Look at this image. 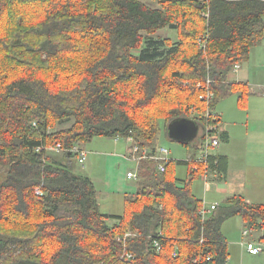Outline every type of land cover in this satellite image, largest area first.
<instances>
[{"label":"trees","instance_id":"trees-1","mask_svg":"<svg viewBox=\"0 0 264 264\" xmlns=\"http://www.w3.org/2000/svg\"><path fill=\"white\" fill-rule=\"evenodd\" d=\"M147 1L159 7L0 0V264H229L222 228L234 217L264 243V205L234 196L202 217L192 190L202 165L173 161L159 173L142 161L121 216L103 214L96 185L74 170L73 148L96 138H132L129 149L154 154L171 122L206 127L207 84L212 111L249 95L229 76L264 40V0ZM164 29L177 41L155 37ZM201 140L182 144L193 158ZM59 144L61 156L47 152ZM176 163L189 179L175 175ZM210 163L224 180L227 159Z\"/></svg>","mask_w":264,"mask_h":264},{"label":"crops","instance_id":"crops-1","mask_svg":"<svg viewBox=\"0 0 264 264\" xmlns=\"http://www.w3.org/2000/svg\"><path fill=\"white\" fill-rule=\"evenodd\" d=\"M257 61L250 58L245 69L241 66L237 74L232 73L229 76L231 82L244 84L249 88L247 98L241 100L240 93L232 95L223 99L214 111L220 123L222 144L213 152V155L227 159V174L224 180L218 179L217 175L208 182L203 181L202 176L200 177L205 184V192L215 197L211 204L218 207L234 196L243 197L248 204L264 205V89H262L264 82L260 84V74L257 75L255 71L256 68L260 69L259 66L256 67ZM82 147L87 152V160L81 171L88 173L85 175L94 182L97 190L98 187L100 188L98 195L101 212L109 216L123 215L120 207L124 204L126 196L136 194L137 187L132 186L130 181L133 182V180H129L123 172L121 176L117 175L115 168L125 169L128 166L129 148L127 155L113 152L112 170L114 172L107 177L108 171H106L105 180H102L97 177L92 167L86 168L91 152L86 149V145ZM90 173L95 175L97 182ZM179 185L183 187L184 183ZM196 197L203 202L201 198ZM116 198L121 200L120 207L112 204ZM108 223L110 226H115L118 222L110 219ZM222 231L224 233V228Z\"/></svg>","mask_w":264,"mask_h":264},{"label":"rangeland","instance_id":"rangeland-1","mask_svg":"<svg viewBox=\"0 0 264 264\" xmlns=\"http://www.w3.org/2000/svg\"><path fill=\"white\" fill-rule=\"evenodd\" d=\"M144 3L148 4L149 6L153 8H158L159 6L156 3H151L147 0H143ZM158 39H171L172 41H177V33L176 31L172 29H164L160 32H158L155 35ZM258 60L256 67L259 66L260 69H255L257 72V75L260 74V84H263L264 82V40L260 45H257L254 47L249 55V59ZM248 59V60H249ZM248 62H245L241 64L242 69L247 66ZM242 73V72H241ZM234 74V73H233ZM264 89V88H262ZM261 89V90H262ZM233 100L234 97H233ZM221 103V102H220ZM219 103V104H220ZM70 126V123L62 124L59 126V129H64ZM93 143L89 146L86 145V149L91 152L89 154V161L87 163V167H92V170L96 173L98 178L104 179V174L107 173V177L111 176L113 174L112 170V160H113V152L115 153H123L128 154V148L129 143L125 139H110V138H96L92 141ZM222 144V143H221ZM158 145L166 148L170 152V158L172 159V162H179V161H189L193 157V150L189 149L188 147L174 142L169 139L167 133L162 130L159 136V142ZM221 146V145H220ZM219 146V147H220ZM55 147L48 148L47 152L50 155L55 156H61L62 151L52 150ZM216 151L213 150V152ZM128 158V157H127ZM128 166L124 168H115V173L117 175L122 174V172L127 175L126 173L128 171H134L137 170V165L135 162L127 160ZM74 170L76 173L82 174V175H88V173L85 171L84 173L81 171V167L77 164H75ZM175 175L181 179L187 180L190 178L189 176V170L186 165H179L176 163L175 167L173 168ZM90 176L95 179V182H97L96 177L93 173H90ZM115 178L117 179V176L115 175ZM4 176L0 174V183L3 181ZM107 179V178H106ZM203 179V178H202ZM201 177L196 178L192 182V190L195 193L196 196L201 198L205 205L211 206V202L215 199L213 194L206 193L205 192V184L204 180L202 181ZM139 181V177L137 180L130 181L132 186L134 188L137 187V183ZM100 188L98 187V190ZM205 195V196H204ZM114 206H119L121 204V200L116 198L113 203ZM218 206V205H217ZM104 210L106 208H103ZM120 210L122 214L124 213V204L122 207H120ZM224 228V234L227 239V242L229 244V261L230 264H264V243L259 240L262 233L257 230H249L247 225L244 223V221L240 217H234L229 220H227L223 224ZM248 231L249 234L247 236L244 235V232ZM244 242V245H243ZM247 242H252L256 246H259L263 249V251L258 255H252L247 250Z\"/></svg>","mask_w":264,"mask_h":264},{"label":"built area","instance_id":"built-area-1","mask_svg":"<svg viewBox=\"0 0 264 264\" xmlns=\"http://www.w3.org/2000/svg\"><path fill=\"white\" fill-rule=\"evenodd\" d=\"M240 68V64L236 65L232 73L237 74ZM207 85L208 86L206 87V92L204 95L201 96V99L206 101V104L208 106L207 117H212V122H208L206 127L201 129L198 137V139H202L200 144V152L196 156H194V158L192 157V159L188 161L190 164H193L192 171L194 172H198L199 166H203L204 171L202 172L201 176L206 182L212 180L214 177L217 176V173L214 174V172H212L210 156L213 155V150L218 149L222 143L220 123H217L218 119L216 117V114L214 110H211V104L214 100V93L210 91V84ZM127 141L129 144L133 143L132 138H128ZM52 150L62 151V146L59 144ZM72 152L77 156L80 166L84 168L87 160V152L80 146H75ZM129 159L135 162L137 165L136 172L130 171L127 173V178L129 180L138 179V170L142 161H154L156 164L157 171L159 173H165L167 171V165L172 162L169 150L162 146H158L155 153L152 154L151 151H149L148 149L142 150L139 146L134 145L129 149ZM217 207V205H212L209 207L203 204V208L201 211L202 217L204 219L207 218ZM248 234V231L244 233L245 236H247ZM127 236H129V234ZM246 245L248 252L252 255H258L263 251L261 247L256 246L253 243L247 242ZM155 246L158 250H160V246L158 243H156Z\"/></svg>","mask_w":264,"mask_h":264},{"label":"water","instance_id":"water-1","mask_svg":"<svg viewBox=\"0 0 264 264\" xmlns=\"http://www.w3.org/2000/svg\"><path fill=\"white\" fill-rule=\"evenodd\" d=\"M201 126L192 119H178L168 125V137L180 144H190L197 140Z\"/></svg>","mask_w":264,"mask_h":264}]
</instances>
